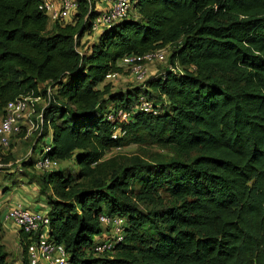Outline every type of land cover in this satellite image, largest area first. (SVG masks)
Masks as SVG:
<instances>
[{
    "label": "trees",
    "instance_id": "trees-1",
    "mask_svg": "<svg viewBox=\"0 0 264 264\" xmlns=\"http://www.w3.org/2000/svg\"><path fill=\"white\" fill-rule=\"evenodd\" d=\"M42 1L0 0V117L18 95L52 86L40 138L15 164L45 201L48 239L70 264H264V0H130L127 16L81 51L94 0L51 23ZM159 48L179 72L167 66L126 90L106 80L128 72L124 56ZM140 95L153 111L139 108ZM114 109L128 120L107 119ZM116 126L125 134L113 138ZM46 137L60 165L38 171ZM127 142L170 156H107ZM9 161L0 146V164ZM103 215L122 216L123 240L97 252L115 241ZM2 222L0 264H15ZM30 235L18 231L20 264Z\"/></svg>",
    "mask_w": 264,
    "mask_h": 264
},
{
    "label": "built area",
    "instance_id": "built-area-1",
    "mask_svg": "<svg viewBox=\"0 0 264 264\" xmlns=\"http://www.w3.org/2000/svg\"><path fill=\"white\" fill-rule=\"evenodd\" d=\"M108 2L110 5L98 11V15L91 21V33H95L101 29L107 28L127 16L130 0H101ZM78 5L77 0H43L39 8L47 13L49 22L64 21L75 13ZM167 56L166 48H159L154 51H149L145 54H130L121 59V64L129 72L135 82L142 83L149 74L148 66L154 62H165ZM168 69L173 72H179L180 69L175 62L174 65H169ZM120 73L112 72L106 74V80L113 83V80L118 79ZM54 90L52 86L46 85L44 91L39 94H34L33 91H28L18 95L14 99L7 102L4 107V113L0 117V146L3 152L10 147V138L13 135L19 134L22 131L21 120L34 115L36 123H31L34 129H38V134H41L43 125V110L53 99ZM38 104H42L38 111ZM139 108L144 112L153 111V103L145 96H139ZM130 112L122 109H114L107 114V119H118L119 122L128 120ZM125 130L121 126H116L112 131V137L117 138L123 136ZM50 149L49 144H43L42 151L34 157L33 167L38 171H50L57 168L60 162L50 156L46 152ZM30 154H28L29 156ZM27 157V156H26ZM25 157V158H26ZM20 160H17L19 166ZM3 222H11L18 229L23 230L30 235V243L27 246V261L28 264H70L67 253L64 247L60 244L51 242L47 237V229L49 224V216L41 210H31L14 204L9 206L2 214ZM100 220L104 225H109L115 241L104 240L95 244L94 250L97 252L110 251L114 247V243L123 240V222L122 216L103 215Z\"/></svg>",
    "mask_w": 264,
    "mask_h": 264
},
{
    "label": "rangeland",
    "instance_id": "rangeland-1",
    "mask_svg": "<svg viewBox=\"0 0 264 264\" xmlns=\"http://www.w3.org/2000/svg\"><path fill=\"white\" fill-rule=\"evenodd\" d=\"M97 35V33H90L89 37L86 39H81L79 41V45H78V50H84L95 38V36ZM167 50V58H168V54H169V48H166ZM167 58L165 62H154L152 64H150L148 66L149 68V72H153V75H157L160 74L162 72H164V69L167 68L168 63H167ZM152 76V75H151ZM135 84H137L134 79L132 78V76L129 74V72H124L122 73L118 79L113 80L112 83V88L114 90H126L131 88L132 86H134ZM42 104H38L37 110L39 111L41 109ZM31 121L28 120V118H24L23 120H21V128L22 131L24 132V135H13L11 137V146L9 147L8 150L5 151V153H8L10 156V161L6 164H0V166L2 165L4 169V174L6 175H12L14 173H16L17 175H19V167H16L15 164L17 162V160L20 159H24L26 156H28V154L31 153V147L33 145L34 142H37V138H40L38 134V129H34V127L31 126V123L35 124L36 120H35V116L32 115L29 118ZM21 134V133H20ZM49 141V137H46L42 140V142H40L36 148L35 153L33 154L34 156H37L39 154L40 149H42L43 144L47 143ZM115 153H123V154H127V155H139L143 158L148 159L149 155H161V156H166L169 157L170 153L160 149L159 146L146 142V143H131V142H127L124 146H122L121 148H115L110 150V152L107 153V156L109 155H113ZM65 165H70V163L68 162H63L62 166ZM13 171H10V170ZM69 169H71L72 172H74L76 170V168H73L72 166L69 167ZM4 178L1 179V175H0V182H3ZM8 180H12V179H8ZM13 183H20L18 179H14ZM6 185V184H5ZM25 185H30L28 187V189H34V191H36V193H38V188L37 186L33 183V184H27L25 182ZM41 210V208H39ZM42 211V210H41ZM2 241L5 244L6 250L9 254V259L17 261L21 259L20 257V250L19 247L17 246V244L15 243V241L13 240H8L2 237ZM20 261V260H19ZM21 262V261H20Z\"/></svg>",
    "mask_w": 264,
    "mask_h": 264
},
{
    "label": "crops",
    "instance_id": "crops-1",
    "mask_svg": "<svg viewBox=\"0 0 264 264\" xmlns=\"http://www.w3.org/2000/svg\"><path fill=\"white\" fill-rule=\"evenodd\" d=\"M95 9L100 11L107 8L110 4L101 0H94ZM153 72H149L152 74ZM10 171H13L12 169ZM4 170L1 175V179L4 178L3 182H0V217L6 211V209L14 204H21L25 208L31 210H40L44 208L45 201L42 197H38V193L34 189H28L30 185H25V179L19 177L16 173L11 176L4 174ZM12 179V180H8ZM14 179H18L20 183H13ZM6 184V185H5ZM3 227V238L13 240L18 244V231L19 229L11 222H2ZM4 243V242H3ZM20 260V259H19ZM17 258L15 264H20Z\"/></svg>",
    "mask_w": 264,
    "mask_h": 264
}]
</instances>
